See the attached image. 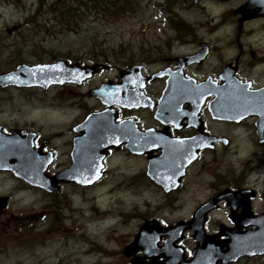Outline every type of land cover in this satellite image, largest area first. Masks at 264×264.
Segmentation results:
<instances>
[{
    "label": "flooded vegetation",
    "instance_id": "flooded-vegetation-1",
    "mask_svg": "<svg viewBox=\"0 0 264 264\" xmlns=\"http://www.w3.org/2000/svg\"><path fill=\"white\" fill-rule=\"evenodd\" d=\"M3 1L7 2L6 9L19 0ZM101 1L104 2L106 11H121L135 0H31V4H36L38 8L32 18L25 20V24L36 21L31 30L33 35L38 28L46 26L58 28L57 32H53L54 35L64 30L79 35L78 18L93 12L97 7L96 2ZM199 1L201 0H190V4ZM173 2L174 0H163L162 5L165 7ZM211 2L216 6L225 4L227 17L225 16L224 21L227 26L233 27L231 35L166 37L160 43L164 53H161L162 48L156 44L153 49L157 52L152 56H121V61L116 65L107 57L96 60V56L92 55L91 59L80 61L81 58L73 59L70 54L61 53L48 61L36 62L52 63L62 60L68 65L100 62L104 66L102 64L103 67L81 81L51 84L47 88L9 86L14 89L38 88L44 92L58 87L61 99L59 107L65 110L68 108L67 113L75 106L73 97L67 95L74 94L69 86L89 87L86 94L95 101V105L82 118L76 117L66 126L62 123V129L55 132L47 125L29 121H13L12 124L0 121V137L3 135L4 140L1 145L10 138L9 146L3 148L7 152L5 155L8 162H0V176H7L24 185V188L12 189L14 192L11 190L8 195H0L7 197V203H13L14 194L18 198L25 195L31 199L27 204L31 210L32 200L36 197L40 199L42 207L32 212H38L36 215H39V222L34 229L38 231L41 240L46 234L63 235L57 229L61 218L51 217V213L64 196L69 197L64 190L69 187L75 189L98 185L106 176L107 164L115 154L125 159L122 162L125 166V178L123 184L115 181L113 185L142 191L144 188L154 187L167 197L170 205L191 184L207 191L203 198L196 201L187 219L179 218L174 223L167 224L154 218L144 219L138 225L132 240L119 251L124 264H132L134 259L146 263L154 259L157 262L163 260L159 255L150 257L141 248L130 254L124 252L142 226L158 224L166 228L179 221L189 223L199 209L200 223L197 225H200L208 241H212L214 247L222 251L215 264H221L219 258L223 259L227 253V242L232 235L244 236L253 231L264 235V175L256 174L259 176L256 179V175L253 178L251 176L253 170L256 173L264 168V122L261 117L264 114V0ZM44 7L46 13L43 12ZM37 17L39 21L36 20ZM168 23L172 25L174 21L169 20ZM21 25L23 24L18 23L4 27L7 36L3 38L5 41L0 36V44L3 42L9 47L14 46L10 35L17 34ZM14 26L16 27L13 28ZM212 30L218 28L210 29ZM182 48L185 50L180 51ZM18 64L13 62L12 65L0 69V72L13 69ZM232 80L238 84L227 85ZM92 89H100V95L91 94ZM85 106L84 103L81 104L82 109ZM101 112L104 113L101 119L91 125L82 126L87 115ZM104 125L114 135H110L103 145L93 143V147L102 151L100 168H84L81 175L88 173L90 177L79 180L77 176L80 173L77 169L80 167L75 168L73 164L75 155L87 146L83 139L84 132L91 135L92 131ZM53 137L58 138V144L52 142ZM240 148L251 152L250 156L256 160L250 164L249 161H244L246 164L237 163L231 155H239ZM16 151L25 158L20 163L16 160ZM181 156L188 158L184 161L185 167L179 168V173H176ZM16 164L27 171L36 172L35 177L42 176L45 181L31 183L16 176ZM71 167L72 171L64 175ZM249 167L251 169H247ZM129 169L132 170L128 172ZM152 169L157 174L152 173ZM203 175L207 176V181ZM164 177L174 179L170 185L164 186L161 181ZM200 179L203 180L202 183ZM109 190L107 189L106 195L111 192ZM112 200L116 201V198ZM17 207L25 210V207ZM32 212L30 214L34 218L35 213ZM190 225L183 230L182 237L176 242L184 250V261L192 258L193 248L197 244L193 236L194 224L191 222ZM65 230L71 231L73 228ZM187 235L195 242L190 250L181 244ZM164 237L167 236L161 237L160 244ZM152 249L147 247L149 253L154 251ZM256 258L264 259V251L257 252L255 249L254 253L244 252L235 262ZM235 262L228 261L225 264ZM112 263L119 264L115 258Z\"/></svg>",
    "mask_w": 264,
    "mask_h": 264
},
{
    "label": "rangeland",
    "instance_id": "rangeland-1",
    "mask_svg": "<svg viewBox=\"0 0 264 264\" xmlns=\"http://www.w3.org/2000/svg\"><path fill=\"white\" fill-rule=\"evenodd\" d=\"M162 2L163 0H135L121 11H106L103 1L96 2L97 7L93 12L78 18L79 35L67 30L54 35L58 28L48 26L38 28L33 35L31 30L36 21L25 24V20L33 17L38 8L36 4H31V0H19L18 4L13 3L5 9L7 2L0 0L1 40L5 41L3 38L7 36L4 27L23 24L17 34L10 35L14 46L9 47L3 42L0 44V69L13 62L48 61L61 53H68L73 59L81 58L80 61L91 59L92 55L96 56V60L107 57L116 65L121 61V56H152L157 52L153 49L156 44L162 48L161 53H164L160 43L166 37H225L232 33L233 27L227 26L224 21L225 4L216 6L211 0L191 4L190 0H174L172 4L163 7ZM43 10L46 13L45 7ZM221 19L224 24L219 22ZM36 20L39 21V17ZM169 20L174 23L170 25ZM214 28L218 30L210 31ZM184 50L182 48L180 51ZM69 87L74 94L67 95L73 97L75 106L67 113L68 108L65 110L59 107L61 99L58 87L44 92L38 88L14 89L0 86V121L10 124L13 121H29L47 125L53 132L61 130L62 123L66 126L74 118H82L95 105V101L86 94L89 87ZM82 103L86 105L84 109L81 108ZM52 142L58 144V138L53 137ZM250 154L248 150L240 148L239 155H231V158L239 164H246L244 161H249L250 164L256 160ZM122 162H125L124 157L115 154L107 164L106 176L94 187H69L64 190L69 197L64 196L50 212L51 217L61 218L59 228H56L61 231L62 236L46 234L41 240L38 231L34 229L39 222V215H36L38 212H32L42 207L40 199L36 197L32 200L31 210L27 207L31 200L29 197L24 195L18 198L14 194L13 203L8 202L3 210L0 209V264H113L114 258L119 264H124L119 251L132 240L138 225L144 219L154 218L162 224L174 223L179 218L187 219L196 201L207 192L191 184L170 205L167 197L154 187L144 188L142 191L113 185L115 181L123 184L125 166ZM256 174L263 176L264 168L256 173L253 170L252 178ZM203 177L207 181V176ZM258 177L256 175L255 179ZM200 182L203 180L200 179ZM18 188H24V185L7 176H0V194L8 195L12 189ZM107 189L111 191L108 195ZM17 206L25 207V210ZM30 212L35 213L34 218ZM69 227L73 230H65ZM28 232L31 233V240ZM181 244L190 250L195 242L187 235ZM233 264H264V259H244Z\"/></svg>",
    "mask_w": 264,
    "mask_h": 264
},
{
    "label": "water",
    "instance_id": "water-1",
    "mask_svg": "<svg viewBox=\"0 0 264 264\" xmlns=\"http://www.w3.org/2000/svg\"><path fill=\"white\" fill-rule=\"evenodd\" d=\"M15 27L16 26H14L13 28ZM99 67L101 68L103 66L99 63H95L93 65H84L82 67L81 66L79 67L77 64L71 66V65H67L66 61H56L51 64H47V63H37L32 65L19 64L16 66V68L12 70L0 73V86L2 87L9 85H14L18 87L42 86L43 88H47L49 85L53 83H63L66 81H81L83 78L97 71ZM237 84L238 83L237 82L235 83L234 80L227 83V85L229 86H235ZM99 92L100 89H95L90 91V93H93L95 95H100ZM103 116H104L103 112L91 113L87 115V117L83 121L82 126L91 125L94 121L101 119ZM262 119L264 122V114L262 115ZM262 125L264 126L263 123ZM86 134L87 132H84L83 139H84V143H87V146L83 147L84 149H82L78 155H75L73 166L75 168L77 167L76 165L78 166L82 165L83 167L89 165L94 166V164L96 163L97 164L96 168L99 169L100 168L99 162L102 159V154H101L102 151H100V149L98 151L96 147H93V143L95 142L97 144L103 145L109 139L110 135L112 136L114 135V132L111 131L110 129H107V127L104 125L101 126V128L92 131L91 135H86ZM111 140L112 139L110 138V141ZM3 141H4L3 135H1L0 143H2ZM3 148H5V146L1 145L0 159L8 161V158L6 157L7 155H5L7 152H5ZM15 153L17 155L18 161L23 160L24 156L20 152L16 151ZM186 158H188V156H181L179 158L180 161L176 168V173H179L178 172L179 168L185 167L184 161L186 160ZM17 168H15L16 170L14 171L15 175L20 176L24 180L30 181L31 183H37V181H39V178H35L36 173L30 171H21L22 168L20 167ZM71 171H72V167L68 171H65L64 175L69 174ZM154 172H155L154 169H152V173ZM154 174L157 173L155 172ZM82 176L84 175L81 176L78 175L77 178L83 181L88 177H90L89 175L86 178ZM173 179L174 177H168V178L164 177L162 178L161 181H163V183L165 184L164 186H166ZM160 183L162 184V182ZM6 201L7 198L5 196L0 197V209H2L5 206ZM199 211L200 209L198 210V212L196 211L197 213L194 215V217L189 223L179 221L176 225L166 228L159 226L158 224H154L151 227H147L146 225L142 226L139 229V232L134 236L133 241L125 248L124 252L126 253L127 251V253L130 254L131 252H136L137 249L141 248L150 257L154 255H159L164 258L160 262H157L154 259L148 263L139 261L138 259H134L131 261L132 264H144V263L145 264H215L222 251L219 250V248H217L218 249L217 250L216 247H214V245L212 244V241H208V239L203 234V230L200 227V225H197V223H200ZM191 222L192 224H194L192 226L195 229V234L193 236L197 240V245L194 248L192 258L187 261H184L183 260L184 250L181 246L176 245V242L182 237L183 230L186 227L191 226L190 225ZM163 236H167V237L163 240L162 245H158L159 240ZM227 243H228V249L226 250L227 253H225L224 255L225 258L224 257L223 259H221L222 257L219 258L221 264H225L228 261L237 259V257H239L244 252H246L251 246H257L262 248L264 246V235H260L259 233L254 231L252 233H247L246 235L244 236L242 235L239 237L237 235H232L231 237H229ZM147 247L153 248L154 251L152 249L153 252L149 253Z\"/></svg>",
    "mask_w": 264,
    "mask_h": 264
},
{
    "label": "bare ground",
    "instance_id": "bare-ground-1",
    "mask_svg": "<svg viewBox=\"0 0 264 264\" xmlns=\"http://www.w3.org/2000/svg\"><path fill=\"white\" fill-rule=\"evenodd\" d=\"M241 107H243V108H244L245 106H241ZM162 252H163V251H162Z\"/></svg>",
    "mask_w": 264,
    "mask_h": 264
}]
</instances>
